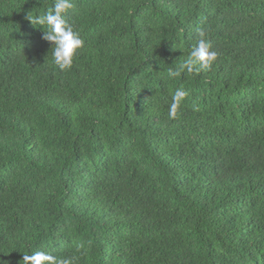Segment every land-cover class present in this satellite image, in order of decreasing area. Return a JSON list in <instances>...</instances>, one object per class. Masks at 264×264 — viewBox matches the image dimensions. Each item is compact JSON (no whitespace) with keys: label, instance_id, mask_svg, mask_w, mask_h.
Listing matches in <instances>:
<instances>
[{"label":"trees","instance_id":"1","mask_svg":"<svg viewBox=\"0 0 264 264\" xmlns=\"http://www.w3.org/2000/svg\"><path fill=\"white\" fill-rule=\"evenodd\" d=\"M54 2L0 0V264H264V0H72L63 71Z\"/></svg>","mask_w":264,"mask_h":264},{"label":"clouds","instance_id":"2","mask_svg":"<svg viewBox=\"0 0 264 264\" xmlns=\"http://www.w3.org/2000/svg\"><path fill=\"white\" fill-rule=\"evenodd\" d=\"M73 8L72 0H55L50 11L28 16L34 26H43L42 38L50 42L54 63L62 71L72 66L74 57L84 44L81 33L74 28L67 17L68 11ZM196 32L199 37L196 46L192 48L187 60L167 71L169 79L182 74L198 73L202 69L209 70L217 59L218 53L213 50L206 29L197 28ZM187 95L188 92L184 89L175 90L169 110L170 118L177 116L178 108ZM22 261L23 264H69L68 260H60L45 251L24 254Z\"/></svg>","mask_w":264,"mask_h":264}]
</instances>
